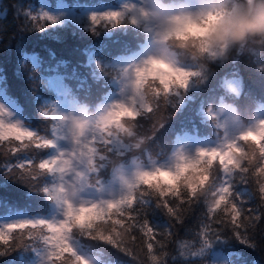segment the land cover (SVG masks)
I'll use <instances>...</instances> for the list:
<instances>
[{"label": "trees", "instance_id": "16d2710c", "mask_svg": "<svg viewBox=\"0 0 264 264\" xmlns=\"http://www.w3.org/2000/svg\"><path fill=\"white\" fill-rule=\"evenodd\" d=\"M119 0H0V81L6 93L23 110L25 120L38 128V134L52 137L51 129L55 121L45 113L53 109L59 92L50 83L54 75L64 79L70 89V97L78 104L84 105L88 112L96 113L100 104L111 97L115 90V79L118 76L114 59L131 52H139L152 38V32L146 31V25L130 24L132 11H128L127 21L120 27H97L93 31L92 24H77L73 21L62 32L48 29V21L38 19L32 21L31 16H39L38 12L45 2L51 5L65 3L72 8L88 9L115 4ZM164 3L181 0H160ZM215 8L234 10L246 3V0H213ZM43 27L44 30H39ZM147 43V44H146ZM166 47L182 64H188L192 70L201 71L202 76L191 77V85L182 95L167 96V104L161 102V108L156 116H141L135 121L137 127L129 119L133 114L123 113L119 120L109 127L114 138H119L127 146L116 151L122 155H113L108 167L102 173L104 183L112 175V168L119 164L139 161H151L167 157L174 145L189 135L198 137H214L220 132L211 108L215 109L222 102L236 107L238 117L247 122L256 117L261 105H264V42L258 39L249 40L242 46L229 50L226 58L216 62H193L189 54L181 50L176 42ZM98 65L103 67L102 70ZM238 77L241 81V92L237 95L227 86V78ZM178 82H171L164 87L156 77L143 81L141 93L144 105L154 104L159 91L174 93L180 88ZM69 97V98H70ZM140 106L139 108L143 107ZM138 108V109H139ZM162 121L163 126H155V121ZM124 122L128 131L118 128ZM218 132V133H217ZM147 138V139H145ZM27 142V141H26ZM20 142L12 140L0 142V215L15 212L29 214H45L50 212L51 199L45 193V188L55 184V178L46 175L40 178L34 186L21 182L6 172L5 165H17L22 161L53 157L49 150L22 151L16 155H6L9 144ZM245 151L247 144L242 141ZM247 163V161H245ZM259 163V158L253 162V167ZM214 167L216 165L214 164ZM14 172L18 170L14 169ZM191 171L174 184H181ZM95 179V176L93 174ZM164 178L158 177L148 181L153 186L172 187ZM257 178L248 182L233 181L238 185L237 191L247 201L245 207L253 208L261 213L264 219V202L260 200ZM187 199V197H185ZM171 200L172 198L169 197ZM173 203H178L173 200ZM180 220L175 221L165 212L155 207L154 201L148 211V220L157 228L163 225L160 233L169 230L171 235L158 234L152 255L146 246L140 242L132 245L133 255L110 244L93 240L79 230L72 235L77 239L84 254L89 255L104 264H211L214 244L206 248L202 254L199 233L208 225V237L219 235V244L223 251L230 255L233 264H264V228L257 222L256 228L250 233L256 247H248L231 236V226L227 224L228 217L223 212V206L215 216H209L208 204L203 198L199 202L180 205ZM220 217L218 221L216 218ZM109 225H104L107 231ZM26 231V230H25ZM19 236V230L12 234ZM163 241V247L157 241ZM0 244V264H31L36 252L43 246V241L32 242L25 238L23 247ZM152 256L156 258L153 259ZM134 257V258H133Z\"/></svg>", "mask_w": 264, "mask_h": 264}, {"label": "snow or ice", "instance_id": "6c2138e0", "mask_svg": "<svg viewBox=\"0 0 264 264\" xmlns=\"http://www.w3.org/2000/svg\"><path fill=\"white\" fill-rule=\"evenodd\" d=\"M132 10L133 8L129 9L125 6L123 11L93 13L89 17L93 31L101 25L120 27L127 21L128 11ZM28 15L32 21L43 19L50 21L52 25L58 23L55 17L47 13L42 16H31L30 13ZM130 24L138 26V18L132 16ZM39 30L43 31L44 28L40 27ZM239 38H243L242 33ZM98 68L103 69L101 65H98ZM139 71L138 68L137 72ZM188 71L193 72L192 77L203 75L201 71ZM190 85L189 80L187 85L181 84L174 93L165 94L160 90L154 104L139 109L134 108L132 102L112 103L104 112L96 114L95 131L90 136L86 134L90 123L88 120L79 119L75 114L71 116L60 114L55 107L45 113L48 118L55 121L51 129L52 137L42 136L18 123H8L0 118V142L12 140L20 142L16 145L9 144L6 155H16L28 150H56L54 157L39 160L34 157L17 165H5V168L9 175L28 183L29 186H34L46 175L53 176L58 183L54 187L45 188L44 191L63 210V219L59 221L24 220L5 225L0 228V244L9 246L10 241L15 240L16 242L8 248L23 247L29 244L24 242L25 238L30 242L39 239L49 249L48 264H90L89 260L77 253L72 244V234L79 230L87 237L110 244L126 255H133L132 245L137 242L139 236L148 254L152 255L154 245L151 241L156 240L157 235L161 234L160 230L153 227L148 220V211L152 202L154 201L155 207L170 218L179 221L180 205L197 203L203 198L208 204L210 217L215 216L223 206V212L228 217L225 226H231V236L242 244L255 248L250 233L255 230L257 222L264 228V219L255 209L245 207L247 201L237 191L238 185L233 181L239 179L241 183H246L252 177H256L260 200L264 202V138L257 134L261 128H264V120L257 121L254 126L232 138L225 135L224 143L220 147L200 148L193 155L186 154L180 149L177 154L179 162L175 168L152 167L150 170L136 172L131 181L125 179L123 175L114 174L112 183L115 184L117 178L121 181L118 198L99 201L74 199L79 197L80 193L89 190L103 193L105 191L103 171L107 169L113 155H122V152L116 150L127 147L109 131L114 113L122 108L131 111L133 116L129 119L137 127L135 121L141 116L154 118L161 108L162 101L166 106L167 96H180ZM5 114V109L0 106V117ZM69 123H71L69 134H61V127ZM155 126L162 127L163 122L157 120ZM117 127L128 131L123 121ZM59 141H69L70 149L61 150L58 147ZM240 141L247 144L249 151H245ZM257 157L259 163L253 167ZM77 164L86 166L87 172L77 168ZM14 169L18 172H14ZM189 171L193 173L192 176L181 184H174ZM88 173H93L95 179H88ZM155 177H162L164 179L161 183L166 181L174 186L165 188L149 184V178ZM169 197L172 199L170 200ZM173 200L178 203L174 204ZM216 219L223 222L220 217ZM104 225H109L107 231ZM17 230L19 236H13L12 234ZM161 235H171V231ZM199 235L202 240L198 254H202L206 248L220 241L219 235L214 238L208 237L207 224ZM157 243L163 247L162 240ZM152 258L156 257L152 256ZM219 264H228V261L223 260Z\"/></svg>", "mask_w": 264, "mask_h": 264}, {"label": "rangeland", "instance_id": "374dc122", "mask_svg": "<svg viewBox=\"0 0 264 264\" xmlns=\"http://www.w3.org/2000/svg\"><path fill=\"white\" fill-rule=\"evenodd\" d=\"M166 5V13L172 14L175 12H179L181 9H189L192 11H198L200 9H208L211 10L215 8V3L213 0H182L178 3H163L159 0H119L118 3L113 5H105L101 7H92L88 9H75L70 7L65 3H58L57 5H51L47 2L44 3L41 11L38 12L39 16H42L44 13H47L50 16L55 17L58 20V23L52 25L50 21H48L47 28L53 29L56 32H62L66 26H68L69 22L73 21L77 24H91L89 17L93 13H104L107 11H123L124 7L127 6L129 9L132 8H141L147 7L149 10H160L163 6ZM166 47V46H163ZM162 46L158 44L155 40V34H152V40L147 49L142 52L135 54H128L120 56L116 59V63L123 68L122 75L118 79L117 90L113 93V97L108 102L102 104L98 107V111L96 113L88 112L87 108L84 105L78 104L75 100H73L70 95V89L66 85L64 79L60 76L54 75L50 78L51 85L55 88L57 92H59V97L56 102H54L53 107L55 110L63 115L75 114V116L79 119L88 120L89 127L87 129L86 134L91 135L95 131V117L97 113L104 112L112 103L115 102H132L133 107L138 109L140 106L144 105V100L140 99L141 87L137 90V78L136 73L139 68L140 71L143 70L145 61L152 55L158 54L161 51ZM167 48V47H166ZM168 49V48H167ZM173 54V53H172ZM175 57V55L173 54ZM181 63V62H180ZM182 64V63H181ZM182 67L187 70H192L191 66L188 64H182ZM149 78V77H148ZM147 79V78H146ZM228 88L239 94L242 90L241 81L238 77L227 78L226 80ZM234 89V90H233ZM70 97V98H69ZM0 106H3L5 109V115L0 117L8 123H18L22 127L31 130L35 133L38 132V128L34 124H30L25 120V116L23 114L22 108L12 101L5 89L1 85L0 81ZM119 110L118 112H120ZM128 114H133L131 111L127 110ZM211 113L216 115V122L220 125V133L218 136L214 138L210 137H198V136H187L182 138V140L178 141L175 144L172 152L164 159H160L158 161H151L150 163H142L139 161H134L133 163H125L119 164L112 168V176L108 178L105 182V191L103 193H98L95 190H89L79 194V197H74V199H85L90 201H99L100 199H111L118 198L121 190V181L117 178L115 184L112 183L113 175L117 176L123 175L125 179L131 181L134 174L139 171L150 170L152 167H165V168H175L178 161V151L183 149L186 154L193 155L200 148H212V147H220L224 143L225 135L228 138H232L237 135L240 129L247 130L249 127L254 126L257 121L264 120V105H261L257 111L256 118H254L249 123H244L236 114L235 106L232 104H228L222 101L216 109H212ZM122 115V114H121ZM120 115V116H121ZM119 117L115 119H111L110 126L119 120ZM71 128V123L67 125H63L61 127V134L68 135L69 129ZM242 146V141H240ZM58 147L61 150H68L71 147L69 141H59ZM31 151V150H29ZM52 156L56 155V150L50 151ZM81 171L87 172V168L84 165H76ZM155 178H149L148 181L155 180ZM88 179L94 180L93 173H88ZM58 183V180L55 179V184ZM51 185V187H54ZM53 203H55L53 201ZM62 220L63 219V210L56 204L54 206L53 211L48 214H29L24 212H17L9 215H0V228L4 227L7 224L15 223L24 220ZM160 227V230L163 228V225L157 226ZM72 244L75 247L77 253L81 256H84L87 260L90 261V264H104L99 260H96L86 254L83 253L80 244L77 239L72 235ZM211 264H219L220 261L227 260L228 264H233L230 259V255L222 250L221 246L217 243L214 244V251ZM48 255L49 249L43 244L42 247L38 249L36 252L35 258L31 264H48Z\"/></svg>", "mask_w": 264, "mask_h": 264}, {"label": "clouds", "instance_id": "9594fccd", "mask_svg": "<svg viewBox=\"0 0 264 264\" xmlns=\"http://www.w3.org/2000/svg\"><path fill=\"white\" fill-rule=\"evenodd\" d=\"M166 8L164 5L155 11L147 7H134L132 10L139 24L143 22L146 31L154 33L156 42L162 46L158 54L145 61L143 70L136 73L137 90L148 77L158 78L164 87H168L171 82L187 85L193 72L182 67L172 52L163 47L171 42H176L181 50L187 52L194 63L222 60L230 49L242 46L249 40L258 39L264 42V0H246V3L234 10L181 9L179 12L167 14ZM241 33L242 39L239 38ZM143 98L141 95L140 99ZM126 112L127 109L122 108L111 119ZM245 131L242 128L237 135ZM257 134L264 138V128Z\"/></svg>", "mask_w": 264, "mask_h": 264}]
</instances>
